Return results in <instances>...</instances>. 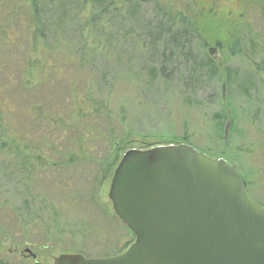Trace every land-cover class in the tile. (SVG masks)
I'll list each match as a JSON object with an SVG mask.
<instances>
[{
  "label": "rangeland",
  "instance_id": "rangeland-1",
  "mask_svg": "<svg viewBox=\"0 0 264 264\" xmlns=\"http://www.w3.org/2000/svg\"><path fill=\"white\" fill-rule=\"evenodd\" d=\"M157 1L189 24L200 19L193 5L198 0ZM210 4L228 17L229 26L235 23V35L246 39L254 36L257 44L254 50L245 47L244 59L229 61L231 70L239 71L237 77L233 75L231 87L219 84L218 79L209 84L203 83L207 80L204 78L198 84L182 69L170 73L168 88L159 80L149 89L146 78L144 82L119 78H115L116 84L112 83L114 78L106 82L100 77L106 69L100 68L94 77L101 83L100 90L78 114L74 95L66 86L54 91L48 86L36 87L29 102L26 98L16 101L13 95L7 98L5 93L10 94L16 86L7 85L3 76L6 74L10 82L13 78L18 81L21 71L15 63L1 70L0 93L6 98L1 104L11 134L5 136V149L0 151V259L7 264H53L59 255L75 252L92 259L115 257L125 246L129 232L114 220L108 197L112 180L106 181L102 193L99 182L105 175L101 164L113 153L114 144L125 138L135 143L143 137L157 143L187 134L200 151L209 148L218 153L224 140L212 139L213 115L224 109L236 118L234 131L229 122L228 130L227 124L223 129L228 149L235 151L236 165L229 162L243 172L250 182L248 191L264 206V65L257 67L264 62V0H211ZM146 10L147 20H152L153 5ZM25 47L22 49L27 50ZM214 58L224 67L220 50ZM137 66L134 73L139 72ZM85 78H76L80 96L84 90L78 88H83ZM250 79L253 88L247 95L240 84L249 87ZM38 99L43 114H28ZM107 103L106 110L103 106ZM99 106L102 109L97 110ZM20 165L29 171L23 172ZM99 189L103 200L96 205L89 198L97 196ZM51 209L59 213L56 224ZM84 221L101 234L90 232L84 238L79 232ZM27 247L32 248L37 260L29 258L27 252H16Z\"/></svg>",
  "mask_w": 264,
  "mask_h": 264
},
{
  "label": "trees",
  "instance_id": "trees-1",
  "mask_svg": "<svg viewBox=\"0 0 264 264\" xmlns=\"http://www.w3.org/2000/svg\"><path fill=\"white\" fill-rule=\"evenodd\" d=\"M210 1L198 0L193 3L200 13V19L189 24L173 16L157 0H0V72L11 63H15L21 71L18 81L13 78L10 82L6 74L3 76L7 85L16 86V90H12L10 94L5 93V96L14 98L13 95L16 101L26 98L29 102L36 87L48 86L49 90L54 91L66 86L74 95L72 101L79 114V110L85 109V104L100 90L98 87H101V83L94 78L96 70L100 68L106 69L100 76L106 82L111 78H114L112 83L115 84L122 79L144 82L146 78L149 89L159 80L168 88L170 73L182 69L190 72L194 82L196 79L198 84L204 78L207 80L203 83L209 84L218 79L219 84L227 83L231 87L233 75L237 77L239 71L231 70L229 61L235 57L244 59L245 47L254 50L257 44L254 36L246 39L235 35V23L232 22L229 26L228 17L218 12ZM150 5H153L154 13L152 20H147L149 11L146 7ZM248 33L252 35V31ZM23 46L27 50H23ZM210 46L220 50L225 61L224 67L210 55ZM263 63L257 67L264 65ZM134 65H138V73H134ZM120 68L122 71L117 70ZM88 72L90 78L87 77ZM83 75L87 79H84L83 88H78L84 90L83 96H80L76 81L78 76ZM115 78H119L118 81ZM250 81L252 82L251 79ZM244 86L240 84L243 92L249 95L253 82L249 87ZM111 97L110 95L109 98ZM3 98L5 97L0 93V151L5 149V136L11 134L7 130V123L5 124L7 119L1 104ZM41 106L38 99L28 114H43ZM103 107L107 110L108 103ZM100 109L101 106L97 110ZM232 116L226 109L213 115L216 121L212 139L220 141L223 138L222 145L226 146L218 153H213L209 148L200 151L188 140L187 134L180 139L169 136L157 143L147 142L144 137L135 143L127 138L119 140L114 144L113 153H109L108 159L101 164L102 173H105L104 179L99 180L101 193L106 181L112 180L125 152L130 149L147 150L158 145L185 143L213 158L232 160L236 165V157L233 155L235 151L228 149L229 143L223 136L224 126L228 122L231 132L236 128V118ZM235 165L233 166L240 172L249 190L250 182ZM20 168L23 172L29 171L28 168L24 170L23 165ZM100 189L97 196L89 198L96 205L103 200ZM251 196L253 197L252 194ZM41 209L44 212L45 208ZM49 213L55 217L52 221L56 224L59 213L52 209ZM113 216L129 232L125 246L116 253L119 256L134 243L135 234L115 214ZM91 225L88 221L83 222L79 232L84 238L90 232L95 236L101 234ZM75 253L89 258L81 252ZM0 264L7 263L0 259Z\"/></svg>",
  "mask_w": 264,
  "mask_h": 264
},
{
  "label": "water",
  "instance_id": "water-1",
  "mask_svg": "<svg viewBox=\"0 0 264 264\" xmlns=\"http://www.w3.org/2000/svg\"><path fill=\"white\" fill-rule=\"evenodd\" d=\"M110 188L134 243L116 257L64 254L53 264H264V206L226 159L185 143L130 149ZM25 252L38 259L31 247Z\"/></svg>",
  "mask_w": 264,
  "mask_h": 264
},
{
  "label": "flooded vegetation",
  "instance_id": "flooded-vegetation-1",
  "mask_svg": "<svg viewBox=\"0 0 264 264\" xmlns=\"http://www.w3.org/2000/svg\"><path fill=\"white\" fill-rule=\"evenodd\" d=\"M16 252H20V253H23V252H25V250L23 251L21 248H19V249H17V251ZM38 257V256H37Z\"/></svg>",
  "mask_w": 264,
  "mask_h": 264
}]
</instances>
